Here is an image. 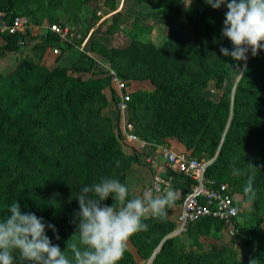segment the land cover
Wrapping results in <instances>:
<instances>
[{
    "label": "trees",
    "instance_id": "16d2710c",
    "mask_svg": "<svg viewBox=\"0 0 264 264\" xmlns=\"http://www.w3.org/2000/svg\"><path fill=\"white\" fill-rule=\"evenodd\" d=\"M139 1L150 5L146 18L168 26V37L158 45L133 35L124 46L94 49L117 59L127 80H148L153 85L135 89L128 100L133 109L131 120L146 130L138 132L136 128V133L150 142L177 136L190 156H215L206 167V177L218 182L231 179L232 183L230 172L250 159L244 149L255 147L264 156V0H195L196 6L180 5L179 0ZM16 2L6 0L0 8L15 14ZM120 15H112L113 26H117ZM236 15L244 18L249 57L232 97L214 99L203 93L208 82L218 87L224 83L230 90L233 70L239 65L234 39L229 40L230 34L236 37L239 31ZM27 34L0 32L4 39L0 54L18 50V39ZM46 38L52 42L59 35L49 30ZM51 45L39 41L34 48ZM80 68L90 75L73 77L69 73ZM24 69H30L34 76L26 95L31 107L38 109V116L20 123L17 116L0 110V264H37V249L44 251L49 264H80L67 256L60 258L47 241L67 234L78 237L82 227H87L85 233L101 229L113 240L103 245V264H140L116 239L110 219L119 221L118 231L139 247L152 250L162 241V256L160 252L155 255L153 264L160 257L163 264H178L189 255L209 264L199 254L174 250L173 236L165 237L172 224L166 223L160 211L143 215L111 197L114 187L125 182L126 168L120 162L139 161L135 152L123 150L117 121L114 127L100 110L85 106L97 96L106 100L102 93L106 87L112 89V74L101 68H49L44 63L23 60L15 71L0 74V79L6 83L13 79L17 88L23 82ZM53 83H57V89L47 99L45 90ZM39 93L43 95L33 102ZM29 128L33 133L41 132L37 137L44 140L36 143ZM53 142L56 146H50ZM256 168L249 187L264 188V157ZM186 179L182 196L190 183V178ZM126 213L131 216L125 217ZM263 219L259 216L250 229L258 227ZM193 223L206 230L213 225L224 229L221 220L210 216L190 222L187 228ZM249 255L257 264H264V237L250 241ZM233 264L246 262L234 258Z\"/></svg>",
    "mask_w": 264,
    "mask_h": 264
},
{
    "label": "rangeland",
    "instance_id": "374dc122",
    "mask_svg": "<svg viewBox=\"0 0 264 264\" xmlns=\"http://www.w3.org/2000/svg\"><path fill=\"white\" fill-rule=\"evenodd\" d=\"M177 3L180 5H197L195 0H179ZM149 10L150 5L139 0H18L14 7L15 13L30 14L31 26L32 22L33 24L43 23L47 24V28L39 32L40 37L36 36L37 38L32 40V43H29L28 40L25 41L24 37L20 38L18 39V43L20 44L18 50L7 51L3 55L0 54V74H10L15 71L17 65L23 60L43 64L42 58L35 57L31 49L24 50L21 48L24 44H28L34 48V45L41 41L52 44L51 46L58 45L62 50L69 47H77L79 48L77 58L82 55L81 60L76 62V58L73 63H70L66 67L72 68L77 66L88 68L89 70L101 68L107 72H112L125 82L126 87L121 89V92L124 94L125 92L128 93L131 98L135 89L152 88L153 85L148 80H127L122 76L120 68L116 64L118 63L116 62L117 59L98 52V57L101 61V65H99L97 58L95 59L89 55V51H96L94 49L100 50L104 46L108 48L109 45L124 46L133 35L150 39L160 45L168 37L169 29L166 24L156 22L152 18H146L145 13ZM248 10L249 7L246 11ZM115 12H120L121 14L116 27L111 22V17ZM235 19L238 21L237 24L239 23V31L236 37L234 34H230L229 40L234 39L233 44L236 46L234 54L238 56L239 65L233 70L230 90L224 83L218 87L213 81L208 82L207 86L203 89V93L214 99H219L224 95L232 97L234 87L241 78L247 58L249 57V53L246 52L244 18L236 15ZM53 22L66 28L67 33L63 38L59 36V39L51 42L46 38V33L50 30L49 26ZM28 35H33L31 27L28 30ZM21 39H24L23 42H21ZM87 55L91 58H88ZM173 68L177 70V67L174 65ZM175 69L174 71H176ZM69 73L73 77H86L90 75L88 70L81 68L70 69ZM21 76L23 77V82L17 88L13 85V79H10L7 83L3 79H0V110L5 111L9 116H17L19 122L23 123L25 120L38 116V109L31 107L28 95H26L28 88L35 82L34 76L30 74V69H24ZM56 89L57 83H53L45 90L44 95L47 99L53 95ZM102 94L106 99L105 101L97 96L92 101L85 103V106L98 110V112L100 110L102 115H106L111 120L114 127L116 121L120 128L122 122L127 120L133 123L134 130L137 128L138 132L139 130L140 132L141 130L142 132H146V130L141 129L139 122L131 120L133 109L129 107V104L124 112H121L118 105L119 93L115 82L112 85V89L106 87L103 89ZM42 95L43 93H39V95L35 96L33 102L39 101ZM32 131L33 129H28L30 136L34 138L36 143L44 140L42 137H37L41 132L33 133ZM120 142L123 150L128 152L126 148L131 146V143L134 141L121 137ZM176 142L179 145L174 144ZM152 145L154 151L158 145H164L170 150L185 152L190 155V150L184 147L177 136L166 137L164 141L154 142ZM50 146H56L55 142ZM243 151L250 159L245 165L239 166L230 172V177H233V184L230 181L231 179L228 181L233 188L239 206V224L234 234L229 233L221 226L217 228L213 225L206 230L196 223L191 224L182 232H177L175 230L177 226L176 218L182 191L176 185L166 192L156 195L150 189L151 186L149 185L151 184L146 181L141 183L144 189L143 191L141 190L142 193L139 196L136 187L140 181L138 178L134 180L132 177L137 172L135 166L139 161H132L127 164L126 159H124V161L120 162V165H124L126 168L125 182L114 187L111 197L123 202L130 211H136L143 215L160 211L161 215L166 217V223L170 222L172 224L170 231L165 237L173 236V248L176 252H194L199 254V257L209 264H233L234 258L244 260L246 264H257L249 255L250 241L262 240L264 237V219L254 230L250 229V226L255 224L259 216H264V188H261L260 185L256 189L249 186L250 182L254 181L251 174L258 172L256 165L262 162L264 156L252 146ZM203 157L212 158L213 161L215 156L210 157L205 155ZM124 216L128 217L131 215L126 213ZM109 221L110 230L115 233L116 239L121 241L131 251L138 263L153 264L155 255L160 252L162 256V241L152 250L146 246L139 247L129 236L122 235L121 231H118L119 221L116 219H110ZM86 229L87 227H82L79 230L80 236L78 237L67 234L63 237L50 239L47 241V244L55 253L58 250L60 258L67 256L80 264H103L106 252L103 245L107 246L113 240L105 237L101 229H92L93 231L91 230L90 233H85ZM34 257L37 264H49V259L46 258L44 251L41 249L35 251ZM186 258L188 259L185 261L179 260L178 264H201L193 255H189ZM156 261V264H163L161 257Z\"/></svg>",
    "mask_w": 264,
    "mask_h": 264
},
{
    "label": "built area",
    "instance_id": "2783aa9c",
    "mask_svg": "<svg viewBox=\"0 0 264 264\" xmlns=\"http://www.w3.org/2000/svg\"><path fill=\"white\" fill-rule=\"evenodd\" d=\"M31 27V18L26 14H11L8 10L0 8V32H26ZM50 30L56 32L61 38L67 33L57 23L50 24ZM24 39H21L23 42ZM54 51H59L58 47ZM112 74V83H116L118 88V105L121 112L127 108L130 96L128 93H122L121 89L126 87L125 82L117 75ZM122 136L128 140L140 141L141 138L133 128L131 121H124L121 124ZM166 156V162L171 166H178L185 177L190 178L188 190L182 196L178 212L177 226L175 230L182 232L186 230L190 222L196 221L202 217L210 216L222 221L224 228L231 234L237 230L239 221V206L230 184L228 182H218L205 175L207 165L212 158L192 157L185 152L174 150H163ZM146 161L157 165L159 160L155 155H149ZM170 186V178H164L158 174L151 183V190L159 195L165 188Z\"/></svg>",
    "mask_w": 264,
    "mask_h": 264
},
{
    "label": "crops",
    "instance_id": "0c3cea01",
    "mask_svg": "<svg viewBox=\"0 0 264 264\" xmlns=\"http://www.w3.org/2000/svg\"><path fill=\"white\" fill-rule=\"evenodd\" d=\"M6 0H0V3H5ZM47 28V24L43 23H35L31 26V31L33 35H25V41L28 40L29 43H32L31 41L36 39L37 37H40L39 32H42ZM50 29V28H49ZM37 36V37H36ZM4 42L3 37L0 35V45ZM58 47L59 51H54V48ZM24 50H32V53L35 57L42 58L43 63L49 67L52 68L55 65L66 67L70 63H73L78 54H79V48L77 47H69L65 50H62L60 46H50L46 49H38V48H32L28 44H24L21 46ZM89 54L97 58L98 64H100V58L98 57V52L95 51H89ZM154 142L146 141V140H140V141H134L131 143V146H128L126 148V151L128 152H135L138 155L139 163H136L135 169L137 172L132 175L134 180L139 179L140 183H137V191L138 195L141 196V193L143 191L142 182H149L152 183L154 177L156 174L164 177V178H170V186L164 189L163 192H166L168 189H170L173 186H176L181 190L183 186H185L187 179L183 175V172L180 170V168L176 165L171 166L166 162V156L163 153V150H168L164 145H158L153 150V144ZM176 145H179L177 142L174 143ZM149 155H155L157 159L159 160L158 164H152L146 161L147 156ZM139 185V187H138ZM151 186V185H149ZM151 188V187H150ZM142 190V191H141Z\"/></svg>",
    "mask_w": 264,
    "mask_h": 264
}]
</instances>
